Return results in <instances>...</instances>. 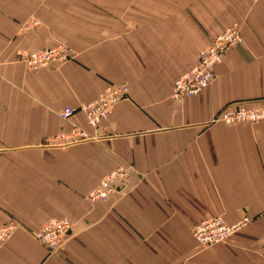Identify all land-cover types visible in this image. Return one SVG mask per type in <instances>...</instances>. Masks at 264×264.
<instances>
[{"label":"crops","instance_id":"0c3cea01","mask_svg":"<svg viewBox=\"0 0 264 264\" xmlns=\"http://www.w3.org/2000/svg\"><path fill=\"white\" fill-rule=\"evenodd\" d=\"M233 23L243 42L175 104L174 80ZM60 42L67 62L26 67L21 50ZM111 84L128 93L99 128L60 115ZM235 101L264 102V0H0V226L21 225L0 264H264V122L214 121ZM73 124L98 137L47 142ZM119 166L127 191L89 202ZM214 215L251 222L201 247L191 225ZM57 216L73 228L53 252L35 231Z\"/></svg>","mask_w":264,"mask_h":264},{"label":"built area","instance_id":"2783aa9c","mask_svg":"<svg viewBox=\"0 0 264 264\" xmlns=\"http://www.w3.org/2000/svg\"><path fill=\"white\" fill-rule=\"evenodd\" d=\"M243 33L241 29V24L234 23L225 29H223L219 34H217L208 45L202 48L199 52L198 60L196 65L189 71L185 72L182 76L174 80L173 83V98L175 101L181 100L185 97H192L199 94L202 90L207 88L212 80L214 79L215 67L223 60V56L235 45L241 44L243 42ZM71 47L67 44H59L54 47L44 48L39 51H29L24 53V61L27 67L31 70H39L42 68H47L56 62H65L70 59ZM128 93L126 86L120 85L115 86L114 88L108 89L106 92L99 96V99L95 102H90L82 106L84 111H88L91 115V125L96 124L98 119L96 110L98 108L110 110L113 103L117 100H120ZM75 111V108L70 106L65 107L61 111V116L63 118L70 117ZM236 115V116H235ZM258 115L255 112L248 111L246 113L239 112L227 113L223 111L216 115L217 120L225 119L227 122H235L237 118H246L254 120ZM87 133L78 132L76 130L73 133L62 134L57 137H52L49 139V142H58L63 140H76L79 138H86ZM112 182L108 180L101 181L97 192H93V196L105 198L111 192L109 189H112ZM114 189V187H113ZM101 192V193H100ZM199 226L195 230V236L198 239L199 243L203 246H210L216 242L224 240L226 237L232 233L235 228L240 226L239 223L233 224L231 227L226 226L218 222L203 221L198 224ZM19 227L17 223H11L5 227L0 228V241L5 237L8 230ZM8 230V231H7ZM71 230L66 219L54 218L47 225L42 227L37 233V237L43 242H46L52 249L57 248V242L53 243V239L62 238L63 234L68 233Z\"/></svg>","mask_w":264,"mask_h":264},{"label":"rangeland","instance_id":"374dc122","mask_svg":"<svg viewBox=\"0 0 264 264\" xmlns=\"http://www.w3.org/2000/svg\"><path fill=\"white\" fill-rule=\"evenodd\" d=\"M28 23L26 24V28H28V29H31V28H33V27H37L38 26V24H39V20L37 19V18H34V17H31V18H29L28 19V21H27ZM234 24V23H233ZM240 24V23H239ZM64 42H60V43H58L57 45H59V44H63ZM66 44V43H65ZM68 45V44H67ZM56 46V45H55ZM68 46H70V45H68ZM52 47H54V46H52ZM71 47V46H70ZM47 48H49V47H47ZM72 48V47H71ZM42 49H44V48H42ZM39 50H41V49H35V50H21L20 51V55H21V57H22V60H23V62H24V64L26 65V63H25V61H24V53L25 52H29V51H39ZM71 51H72V53H73V50L71 49ZM72 57V55H70V58ZM68 61V60H67ZM67 61H65V62H67ZM223 61V60H222ZM221 61V62H222ZM220 62V63H221ZM56 63H63V62H56ZM219 63V64H220ZM55 64V63H54ZM54 64H52V65H54ZM218 64V65H219ZM51 65V66H52ZM217 65V66H218ZM26 67H27V65H26ZM50 67V66H49ZM28 68V67H27ZM48 68V67H47ZM43 69V68H42ZM31 70V69H30ZM40 70V69H39ZM37 71V70H36ZM114 85V84H113ZM121 85H123V84H121ZM211 85V84H210ZM209 85V86H210ZM208 86V87H209ZM207 87V88H208ZM206 89V88H205ZM203 91V90H202ZM201 91V92H202ZM200 92V93H201ZM104 93V92H103ZM103 93H101V94H103ZM173 90H172V93H171V99L173 100V102L175 103V104H177L178 102H181V101H183L185 98H188V97H185V98H182L181 100H177V101H175V99L173 98ZM198 95V94H197ZM193 97V96H192ZM99 99V97H97L96 99H94V100H91V101H89V102H87L86 104H88V103H90V102H95V101H97ZM119 100H117L115 103H113L112 104V106H111V108H110V110L108 111V108L106 107L105 109H102V108H98L97 110H96V114H95V116H97L98 117V119L96 120V124L95 125H91V115L89 114V112L87 111H84V109L82 108V106H83V104L82 105H80V107L78 108V109H75V111H82V112H84V114H85V116H86V119H87V123H88V125L89 126H92V127H94L95 129H97V128H99L100 127V124L102 123V121L103 120H105L106 118H108L109 117V115H110V113L112 112V110L114 109V107H115V104L118 102ZM85 104V103H84ZM75 111H74V113H75ZM223 111H226L227 113H235V114H237L238 112H239V115L241 114V113H246V112H248V111H251V112H255L258 116L254 119V120H251V119H246V118H241V119H239V118H237L236 117V119L234 120L235 122H227L225 119H222V120H217L216 119V115L218 114V113H221V112H223ZM73 113V114H74ZM72 114V115H73ZM60 115H61V113H60ZM71 115V116H72ZM236 116V115H235ZM63 118V117H62ZM69 118V117H68ZM65 119H67V118H65ZM214 121H222V122H224V123H226V124H228V125H236V124H243V123H252V124H254V123H260V122H264V102H246V101H235V102H229V103H227V104H225L222 108H220V110H218V112L214 115ZM90 128V127H89ZM74 130H76V131H78V132H85V133H87V136H86V138H79V139H76V140H63V141H58V142H53L52 144H57V145H64V144H71V143H75V142H78V141H81V140H91V139H95V138H97L98 137V134H96L95 132H91V130L89 131V130H87V129H85V128H82V127H80V126H78V125H76V124H73L72 126H71V128L68 130V132H63V133H60V134H57V135H55L54 137H57V136H60V135H62V134H69V133H73V131ZM47 142H49V141H47ZM128 176H129V167H127V166H119V167H117V168H115V169H113V170H110L109 172H107L102 178H101V180L99 181V183L95 186V187H93V188H91V189H89L88 191H87V194H86V198H87V200L89 201V202H96V201H101V200H106V199H108L110 196H112L114 193H116L118 190H119V188L120 189H123V191L124 192H126L127 191V186H128ZM104 180H108L109 182L111 181L112 182V189H109V191H111L109 194H108V196L107 197H105V198H100V197H95V196H93V192L98 188V186H99V184L101 183V181H104ZM113 187H114V189H113ZM97 191H99V190H96L95 192H97ZM101 193V192H100ZM54 218H58V219H66L67 221H68V223H69V225L71 226V230H72V228H73V223H72V221H71V219L68 217V216H57V217H53V218H51L50 220H48V221H46L45 223H43L36 231H35V237L40 241V242H42L50 251H58L63 245H64V243L66 242V240H67V237H68V234H69V232L71 231H69L68 233H65V234H63V236H62V238H59V239H53V243L55 242H57V245H59L57 248H51L49 245H47L46 244V242H43L41 239H39L38 237H37V235H36V233L42 228V227H44L45 225H47L48 223H50V221L51 220H53ZM205 220H207V221H210V220H212V222H218V221H220L221 223L223 222V224H225L226 226H232L233 224H237V223H239L240 224V226L238 227V228H235L233 231H232V233H230V235L228 236V237H226L224 240H222V241H219V242H216L215 244H218V243H220V242H224V241H226V240H228L231 236H233L238 230H240L241 228H243V227H245V226H247L250 222H251V218L249 217V216H247V215H244L242 218H240L239 220H237V221H235V222H228L225 218H224V216L223 215H214V216H209V217H206V218H203V219H199V220H196L195 222H193V224L191 225V231H192V233H193V236H194V238H195V240L198 242V245L199 246H201V247H209V246H203V245H201L200 243H199V241H198V239L196 238V236H195V230L197 229V227L199 226L198 224L199 223H201V222H203V221H205ZM11 223H16L15 221H13V220H11V221H9L8 223H5V224H3L2 226H0V228L1 227H5L6 225H9V224H11ZM19 225V227H15V228H12V229H10L9 230V227H8V232H7V234H6V237L2 240V241H0V245H2V244H4V243H6L12 236H13V234H14V232L15 231H17L20 227H21V225L20 224H18ZM212 245H214V244H212ZM212 245H210V246H212Z\"/></svg>","mask_w":264,"mask_h":264},{"label":"bare ground","instance_id":"6f19581e","mask_svg":"<svg viewBox=\"0 0 264 264\" xmlns=\"http://www.w3.org/2000/svg\"><path fill=\"white\" fill-rule=\"evenodd\" d=\"M237 45H238V44H237ZM237 45H235V46H237ZM235 46H233L232 48H234ZM203 48H204V47H203ZM232 48H231V49H232ZM231 49H230V50H231ZM230 50H229V51H230ZM229 51H228V52H229ZM228 52H227V53H228ZM70 55H72V51H71ZM225 55H226V54H225ZM225 55H224V56H225ZM224 56H223V57H224ZM195 65H196V64H195ZM195 65H194V66H195ZM194 66H193V67H194ZM193 67H192V68H193ZM192 68H191V69H192ZM215 68H216V67H215ZM191 69H190V70H191ZM188 71H189V70H188ZM214 72H215V69H214ZM182 75H183V74H182ZM182 75H181V76H182ZM215 76H216V72H215ZM215 76H214V78H215ZM179 77H180V76H179ZM176 79H177V78H176ZM176 79H175V80H176ZM213 80H214V79H213ZM213 80H212V82H213ZM212 82H211V83H212ZM120 85H121V84H114V85L111 84V85H109V86H108L103 92H106L108 89H111V88H114L115 86H120ZM124 86H126V85H124ZM126 88H127V90H128V87H127V86H126ZM103 92H101V93H103ZM101 93L99 94V96L101 95ZM99 96H98V97H99ZM85 104H86V103H85ZM85 104H83V105H85Z\"/></svg>","mask_w":264,"mask_h":264}]
</instances>
